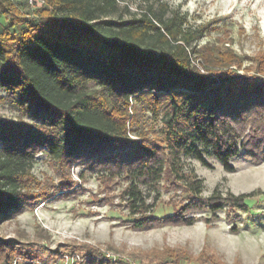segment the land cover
<instances>
[{
  "label": "trees",
  "instance_id": "16d2710c",
  "mask_svg": "<svg viewBox=\"0 0 264 264\" xmlns=\"http://www.w3.org/2000/svg\"><path fill=\"white\" fill-rule=\"evenodd\" d=\"M125 1L46 0L29 17L14 0H0L6 21L0 26V102L27 120H0V224L23 211L41 149L58 166L83 161L121 177L135 231L192 226L196 218L188 214L224 207L245 212L247 194L214 190L202 197V179L185 170L182 159L211 168L206 159L214 157L227 173L235 171V158L264 159V60L256 75L240 74L236 56L198 46L202 29L189 26L179 10L155 0L132 13L120 6ZM141 116L140 124L159 125L154 138L138 133ZM163 183L181 191L186 203L171 215L150 217L144 191ZM78 247L86 250L73 264H127ZM15 249L0 237V264L27 259ZM64 253L75 252L60 248L51 259ZM182 255L166 247L135 258L177 264Z\"/></svg>",
  "mask_w": 264,
  "mask_h": 264
},
{
  "label": "rangeland",
  "instance_id": "374dc122",
  "mask_svg": "<svg viewBox=\"0 0 264 264\" xmlns=\"http://www.w3.org/2000/svg\"><path fill=\"white\" fill-rule=\"evenodd\" d=\"M14 1L25 16L37 11L26 0ZM162 1L183 13L189 26L202 29L198 46L219 57L232 54L241 63L238 73L256 75L258 61L264 60V0ZM150 2L155 0H126L120 6L133 13ZM5 24L0 18V26ZM198 66L203 72V64ZM0 94L4 92L0 90ZM143 119L144 116L139 118L138 133L147 131L149 138H154L159 125L151 121L140 124ZM0 120L27 122L2 102ZM129 137L141 143L135 134ZM206 160L211 168L191 158L182 159L184 169L202 179V197L210 196L214 190L222 196L247 194L251 197L245 200V212L224 207L215 214H188L196 218L192 226L135 231L127 222L128 211L122 198L125 182L121 177H112L107 169L83 161L68 168L58 166L41 149L31 169L35 182L24 191L23 211L0 224V237L11 241L15 250L27 257H16L12 264H73L82 259L86 250L78 246L92 247L111 263L120 260L127 264H160L135 256L168 247L184 254L177 264H264V159L255 164L243 157L235 158L231 161L233 173L225 172L214 157ZM144 192L153 206L150 217L171 215L186 203L181 191L164 183L158 190ZM235 228L237 232L232 231ZM60 248L65 252L73 249L75 253H64L52 260L51 253ZM204 254L214 257V261L204 260Z\"/></svg>",
  "mask_w": 264,
  "mask_h": 264
},
{
  "label": "built area",
  "instance_id": "2783aa9c",
  "mask_svg": "<svg viewBox=\"0 0 264 264\" xmlns=\"http://www.w3.org/2000/svg\"><path fill=\"white\" fill-rule=\"evenodd\" d=\"M26 4L32 9H38L45 6L46 0H26Z\"/></svg>",
  "mask_w": 264,
  "mask_h": 264
}]
</instances>
